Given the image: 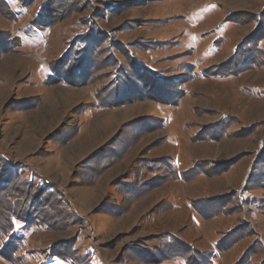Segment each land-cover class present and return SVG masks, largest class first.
I'll use <instances>...</instances> for the list:
<instances>
[{
	"label": "rangeland",
	"instance_id": "rangeland-1",
	"mask_svg": "<svg viewBox=\"0 0 264 264\" xmlns=\"http://www.w3.org/2000/svg\"><path fill=\"white\" fill-rule=\"evenodd\" d=\"M49 2L0 0V160L71 220L0 264H264V0H58L42 29ZM134 62L165 93L115 106Z\"/></svg>",
	"mask_w": 264,
	"mask_h": 264
},
{
	"label": "trees",
	"instance_id": "trees-1",
	"mask_svg": "<svg viewBox=\"0 0 264 264\" xmlns=\"http://www.w3.org/2000/svg\"><path fill=\"white\" fill-rule=\"evenodd\" d=\"M57 1L58 0H50L49 4H46L42 9L41 15L34 21L33 24L35 26L43 29L46 27L47 23L45 24V22H47L49 18L50 21L52 19V22H54V18L55 21L57 18H60L58 12L55 13V15L52 14L56 12L55 4ZM76 1L84 4L89 3V0ZM74 4L76 5V2H74ZM73 7L74 5H71V10H73ZM51 10L53 12H51ZM88 35H90L89 39L92 43L87 47V51L92 53L93 49L95 50L97 47L93 46V44L96 45L97 43L95 40L99 39L101 36H96V39H94L91 34ZM236 54L229 59V61L219 65L217 70L215 69V71L213 70L212 72L214 67L210 68L211 70H207L206 76L230 78V76L240 75L242 71L248 69V65H242L241 63L245 61L241 62L240 60L239 63H236L238 62L235 61ZM134 63L137 69L133 72L136 73V75L138 73L137 78L140 83H137V78L136 80L130 79L129 84L121 80L122 84H125V86L118 85L115 91V95L118 96L115 106L130 104L137 99H144L143 96L149 93L152 95L150 96L151 99L153 98V100L158 101L160 95L159 97L153 96L156 89L160 90L161 94L163 92L165 93L163 85L158 77L155 76L154 72L149 70L146 66H142L137 62ZM250 67L254 68L255 66L251 65ZM146 72L151 78L155 76L156 78H154L158 81L153 82L152 80H147L145 77H142ZM78 74L81 75V73ZM74 82L77 83L76 81ZM151 84L154 86H151ZM121 86L122 88H120ZM16 169L7 165L6 161L0 160V240L3 239L4 242L0 246V256L10 263H13L16 254L25 242L26 232L34 228H44L46 230L63 232V230L69 227L71 220L69 201L62 191L56 189L54 185H46L45 183L39 182L41 178H36V174H34L32 178H26L25 175L21 174L20 171ZM16 222L22 224L20 228L16 227ZM183 247L186 249H177V251L182 252L178 254L177 257L185 261V264H214V260L209 259L208 262L202 261V258L205 256L204 253L201 254L197 250L188 249V245ZM223 250L225 249L223 248ZM60 259L73 261L69 256H63Z\"/></svg>",
	"mask_w": 264,
	"mask_h": 264
},
{
	"label": "crops",
	"instance_id": "crops-1",
	"mask_svg": "<svg viewBox=\"0 0 264 264\" xmlns=\"http://www.w3.org/2000/svg\"><path fill=\"white\" fill-rule=\"evenodd\" d=\"M181 174H183V175H184V173H182V172H181Z\"/></svg>",
	"mask_w": 264,
	"mask_h": 264
},
{
	"label": "bare ground",
	"instance_id": "bare-ground-1",
	"mask_svg": "<svg viewBox=\"0 0 264 264\" xmlns=\"http://www.w3.org/2000/svg\"><path fill=\"white\" fill-rule=\"evenodd\" d=\"M114 103V102H113Z\"/></svg>",
	"mask_w": 264,
	"mask_h": 264
}]
</instances>
